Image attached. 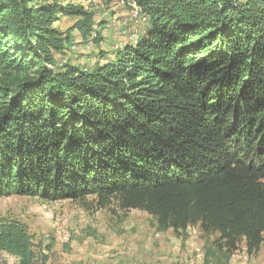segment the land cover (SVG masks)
<instances>
[{"label": "trees", "instance_id": "1", "mask_svg": "<svg viewBox=\"0 0 264 264\" xmlns=\"http://www.w3.org/2000/svg\"><path fill=\"white\" fill-rule=\"evenodd\" d=\"M120 1L136 6L144 35L84 69L61 62L73 32L102 44L93 13L71 0H0V197H93L256 254L264 0ZM63 19L74 20L66 32ZM0 252L36 264L16 220L0 219Z\"/></svg>", "mask_w": 264, "mask_h": 264}, {"label": "rangeland", "instance_id": "2", "mask_svg": "<svg viewBox=\"0 0 264 264\" xmlns=\"http://www.w3.org/2000/svg\"><path fill=\"white\" fill-rule=\"evenodd\" d=\"M66 1V0H63ZM94 14L95 34L102 39L83 41L73 32L71 47L61 64L87 69L111 61L125 45L136 44L147 23L133 3L115 0H71ZM74 20L58 27L68 31ZM94 37V36H93ZM0 219L16 220L32 237L36 264H264V242L248 256L244 243L228 254L217 234H205L199 226L183 232L159 229L148 214L121 210L112 202L99 207L93 197L82 202H48L37 197H0ZM8 257L0 252V263Z\"/></svg>", "mask_w": 264, "mask_h": 264}, {"label": "built area", "instance_id": "3", "mask_svg": "<svg viewBox=\"0 0 264 264\" xmlns=\"http://www.w3.org/2000/svg\"><path fill=\"white\" fill-rule=\"evenodd\" d=\"M0 264H18V262L17 261L10 260L8 257L7 258L4 257V260H2Z\"/></svg>", "mask_w": 264, "mask_h": 264}]
</instances>
